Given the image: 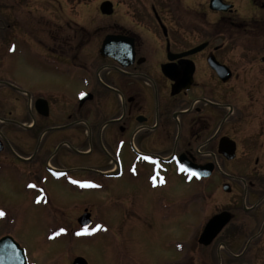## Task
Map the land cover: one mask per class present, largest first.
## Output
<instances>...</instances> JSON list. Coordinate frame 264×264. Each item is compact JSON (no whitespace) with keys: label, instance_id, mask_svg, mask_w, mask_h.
Wrapping results in <instances>:
<instances>
[{"label":"flooded vegetation","instance_id":"flooded-vegetation-1","mask_svg":"<svg viewBox=\"0 0 264 264\" xmlns=\"http://www.w3.org/2000/svg\"><path fill=\"white\" fill-rule=\"evenodd\" d=\"M237 1L0 0V163H38L51 135L103 152L95 175L201 182L221 207L197 245L225 215L206 259L264 264V0ZM36 63L43 88L8 77Z\"/></svg>","mask_w":264,"mask_h":264},{"label":"rangeland","instance_id":"rangeland-1","mask_svg":"<svg viewBox=\"0 0 264 264\" xmlns=\"http://www.w3.org/2000/svg\"><path fill=\"white\" fill-rule=\"evenodd\" d=\"M114 1L121 3L119 14L127 13L123 0ZM245 3L239 0L236 6L246 12ZM88 7L82 6L83 20L94 13ZM39 71L38 63L27 64L8 77L23 86L43 88ZM31 72L34 80L28 78ZM50 136L43 137L47 144L38 163H0V238L12 237L25 250L29 264H72L76 257L88 264H219L218 255L206 259L211 249L196 240L204 218L221 207L215 191L206 196V206L196 191L202 185L198 181L188 185L174 179L158 189L164 183L161 178L148 181L146 187L134 177L112 180L95 175L90 168L107 169L100 164L103 152L94 146L93 153L82 155L87 147L55 146ZM114 154L122 163L131 158L126 147ZM47 162L56 171H49ZM85 208L93 226L84 233L76 219Z\"/></svg>","mask_w":264,"mask_h":264},{"label":"water","instance_id":"water-1","mask_svg":"<svg viewBox=\"0 0 264 264\" xmlns=\"http://www.w3.org/2000/svg\"><path fill=\"white\" fill-rule=\"evenodd\" d=\"M110 4L105 2L101 6V11L104 14H109L108 7ZM229 7H226L228 9ZM192 172L197 171V167L189 168ZM195 170V171H193ZM211 170H209L210 172ZM225 215L216 216L213 218L205 227L203 233L199 238V244L202 246H208L211 244L213 238L222 229L225 219ZM91 215L86 213L79 219L80 226L82 229L87 230L92 225ZM0 264H28V259L26 257L25 250L12 238L9 236L3 237L0 240ZM72 264H88L87 261L82 257H77L74 259Z\"/></svg>","mask_w":264,"mask_h":264},{"label":"snow or ice","instance_id":"snow-or-ice-1","mask_svg":"<svg viewBox=\"0 0 264 264\" xmlns=\"http://www.w3.org/2000/svg\"><path fill=\"white\" fill-rule=\"evenodd\" d=\"M193 175H195V174L193 173ZM3 215H4V213L2 211H0V216H3Z\"/></svg>","mask_w":264,"mask_h":264}]
</instances>
